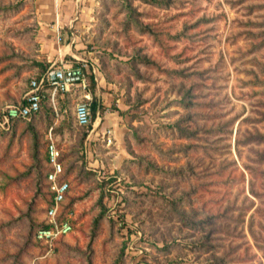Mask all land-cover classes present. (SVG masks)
<instances>
[{"label":"rangeland","instance_id":"rangeland-1","mask_svg":"<svg viewBox=\"0 0 264 264\" xmlns=\"http://www.w3.org/2000/svg\"><path fill=\"white\" fill-rule=\"evenodd\" d=\"M154 1H117L106 36L83 40L123 97L117 139L98 111L75 125L74 101L0 125V264H264V0ZM35 12L0 0V123L42 55ZM51 136L74 231L47 247Z\"/></svg>","mask_w":264,"mask_h":264},{"label":"crops","instance_id":"crops-1","mask_svg":"<svg viewBox=\"0 0 264 264\" xmlns=\"http://www.w3.org/2000/svg\"><path fill=\"white\" fill-rule=\"evenodd\" d=\"M109 1V2H108ZM35 0L37 21L39 24L38 42L40 43V52L42 53L40 61L49 64L62 66L65 64L80 65L87 63L88 75L94 76L95 86L93 90L89 88L87 81L86 87L75 86L71 90L75 93L79 91V99L88 103L97 98L99 102L98 121L94 123L98 128L104 120L105 126L110 127V137L118 138V122L123 118L118 117L114 110V105L119 109L123 105V97L110 104L106 90L112 87L111 81L103 76L104 69L101 68L98 60L99 50L96 46L88 50L83 42L89 38L92 40H101L106 36L107 27L106 17L110 13L109 9L113 4H118L119 0ZM116 1V3H115ZM123 1V0H121ZM101 19H100V18ZM86 36V37H85ZM85 41V40H84ZM91 45V44H90ZM93 49V50H92ZM27 72V71H26ZM65 93L62 97L67 96ZM77 105L80 104L76 99ZM54 104V101H53ZM104 110V118H101V111ZM100 123V124H99Z\"/></svg>","mask_w":264,"mask_h":264},{"label":"built area","instance_id":"built-area-1","mask_svg":"<svg viewBox=\"0 0 264 264\" xmlns=\"http://www.w3.org/2000/svg\"><path fill=\"white\" fill-rule=\"evenodd\" d=\"M87 63L80 65L65 64L57 66L55 64L47 68L45 75L31 82L29 92L24 96V103L21 105H10L4 113L1 126H9L10 122L16 120H29L40 110L43 90L46 86L52 88V101L54 95L58 92L69 91L74 86L87 85L88 75ZM92 111L88 103H80L76 107L77 124L81 127H89L92 123ZM48 154V166L50 171L46 181L49 186V191L52 195V205L49 206L46 212V219L49 227L40 228L35 234L36 240L43 243L44 246L50 247L62 238L68 237L69 233H73L74 228L70 218L64 221H59V215L62 211L61 206L66 203L67 196L71 192V184L69 181H61L65 173V167L61 161L62 153H60L56 143L49 139V145L46 150Z\"/></svg>","mask_w":264,"mask_h":264},{"label":"trees","instance_id":"trees-1","mask_svg":"<svg viewBox=\"0 0 264 264\" xmlns=\"http://www.w3.org/2000/svg\"><path fill=\"white\" fill-rule=\"evenodd\" d=\"M140 1H148V2H152L154 5H159V7H164L165 4H160L154 0H140ZM113 2V1H112ZM78 65V64H77ZM75 65V66H77ZM49 67V64L48 63H45L43 61H38L36 63H34L32 66H30L28 69L29 70H32L35 72V76L31 79V82L33 80H37L39 79L42 75L44 76L45 73L47 72V68ZM26 71V70H25ZM31 82H30V88H31ZM88 83H89V88H91L93 90L94 86H95V79H94V76H89V79H88ZM75 87V86H74ZM72 87V88H74ZM72 88H70L69 91H65V93H69L67 96L65 97H62V95H64L65 93L63 92H58L56 95H54V104H53V101H52V98H51V95H52V88L49 87V86H46L43 90V94H42V101H41V105H40V110L38 111L37 114H35L33 117L35 116H38V115H41L43 114L44 116L50 118V119H54L56 120L57 118H60L63 114V110L66 109V107H69L72 102L74 101V99H76L78 102L79 101H83L85 102L84 100L82 99H79L78 97V94H79V91L75 93L74 90H71ZM30 90V89H29ZM29 92V91H28ZM27 92V93H28ZM83 102H79V103H83ZM23 103H24V100H23ZM22 103V104H23ZM90 106H91V111H92V117H94L97 113V110L99 108V102L97 100L96 97L93 98V100L90 102ZM21 105V104H20ZM187 105H191V104H187ZM77 107V105H76ZM76 107H75V125H77L78 127L82 128V129H85V128H90L91 124L89 127H81L77 124V119H76ZM62 115H61V114ZM93 119V118H92ZM19 121H23V120H16L15 122H19ZM93 122V120H92ZM62 131L63 133H67L68 134V131L70 129L68 128H59V131ZM56 143V141H55ZM48 145H49V141L47 142V145H46V150L48 148ZM59 151H60V147L59 145L56 143ZM46 150H45V154H46ZM61 153V152H60ZM61 161L63 162V154H62V158H61ZM46 166H43L42 167V180L44 181V188H45V191H46V196H47V200H48V205L45 207V213L47 212V208L49 206L52 205V195L49 191V186L47 184V181H46V178H47V175L50 171V168L48 166V154H46ZM64 164V163H63ZM67 177H68V173L66 172L65 170V173L63 175V177L60 179L61 181H67ZM69 197H70V193L68 194L67 196V201L66 203H64L62 206H61V213L59 215V221H64V220H67L69 218V213H70V209L68 208V205H67V202L69 200ZM68 208V209H67ZM70 221H71V224L74 228V222L71 220L70 218ZM47 228L49 227V224H48V221L46 219L45 222H43L35 231V233L33 234V237L35 238L36 240V237H35V234H37L38 230H40V228ZM64 238L58 240L56 243H59L63 240ZM37 241V240H36ZM39 243V242H38ZM41 244V243H39Z\"/></svg>","mask_w":264,"mask_h":264}]
</instances>
